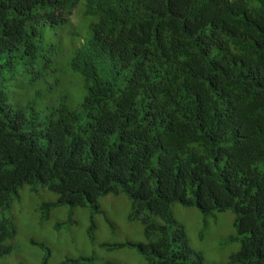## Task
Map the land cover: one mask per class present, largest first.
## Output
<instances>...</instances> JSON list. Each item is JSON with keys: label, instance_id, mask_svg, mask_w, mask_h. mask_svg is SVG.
<instances>
[{"label": "trees", "instance_id": "obj_1", "mask_svg": "<svg viewBox=\"0 0 264 264\" xmlns=\"http://www.w3.org/2000/svg\"><path fill=\"white\" fill-rule=\"evenodd\" d=\"M39 184L126 194L145 241L105 245L146 264H205L174 204L232 210L225 264H264V0H0V258Z\"/></svg>", "mask_w": 264, "mask_h": 264}, {"label": "rangeland", "instance_id": "obj_2", "mask_svg": "<svg viewBox=\"0 0 264 264\" xmlns=\"http://www.w3.org/2000/svg\"><path fill=\"white\" fill-rule=\"evenodd\" d=\"M57 199L58 195L43 184L35 190L29 185L20 189L7 212L17 231L12 239L14 251L0 258V264H58L81 257L95 258L75 264H146L136 247L107 246L145 241V224L141 219H130L132 202L126 194H108L87 206L65 204L48 210L45 203ZM171 209L180 232L185 230L190 246L202 253L205 264H225L241 248L243 237L236 229L232 210L206 215L195 205L180 203ZM191 256L198 258L197 253Z\"/></svg>", "mask_w": 264, "mask_h": 264}]
</instances>
